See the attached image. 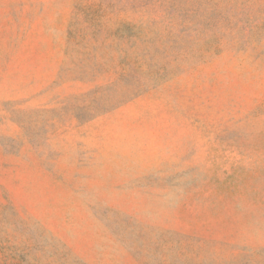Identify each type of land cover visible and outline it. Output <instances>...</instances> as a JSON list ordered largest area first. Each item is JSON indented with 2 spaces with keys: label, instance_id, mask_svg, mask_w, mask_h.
<instances>
[{
  "label": "rangeland",
  "instance_id": "obj_1",
  "mask_svg": "<svg viewBox=\"0 0 264 264\" xmlns=\"http://www.w3.org/2000/svg\"><path fill=\"white\" fill-rule=\"evenodd\" d=\"M0 264H264V0H0Z\"/></svg>",
  "mask_w": 264,
  "mask_h": 264
}]
</instances>
